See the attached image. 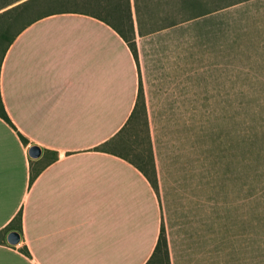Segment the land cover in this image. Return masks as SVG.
Listing matches in <instances>:
<instances>
[{"label": "crops", "instance_id": "obj_1", "mask_svg": "<svg viewBox=\"0 0 264 264\" xmlns=\"http://www.w3.org/2000/svg\"><path fill=\"white\" fill-rule=\"evenodd\" d=\"M145 69L111 26L78 12L34 20L7 45L0 264H154L160 235L168 264H216L219 153L225 169L240 170L225 180L232 190L248 198L264 186L263 75L193 69L158 90ZM138 87L155 187L106 143L126 122ZM201 127L220 133L217 147L200 146ZM31 145L37 157L28 156ZM9 231L18 233L15 244Z\"/></svg>", "mask_w": 264, "mask_h": 264}, {"label": "rangeland", "instance_id": "obj_2", "mask_svg": "<svg viewBox=\"0 0 264 264\" xmlns=\"http://www.w3.org/2000/svg\"><path fill=\"white\" fill-rule=\"evenodd\" d=\"M4 1L0 0V4ZM50 4L49 0H39L19 15L10 19L1 17L0 32L6 28L4 36L8 38ZM130 6L132 25H136L139 39L136 57L140 56L148 74L153 71L152 79L158 90L182 72L193 69L207 72L216 66L245 68L262 74L260 77L264 79V0H130ZM64 8L94 9L72 2ZM202 12H209L210 19L198 22L195 17ZM214 12L226 21L219 23L218 17H211ZM256 20L259 22H253ZM125 35H129L128 30ZM4 44L5 39L0 40V52ZM200 133V146L217 147L220 133L215 127H201ZM143 138L142 119L137 118L124 130L113 149L139 162L135 154L145 153ZM225 158L222 151L216 160L215 173L221 186L215 205L216 264H264V186L248 198H244L241 189L232 190L225 180L230 173L240 170L225 169L220 161ZM250 168L244 167L242 172ZM245 237L247 241L242 239Z\"/></svg>", "mask_w": 264, "mask_h": 264}, {"label": "trees", "instance_id": "obj_3", "mask_svg": "<svg viewBox=\"0 0 264 264\" xmlns=\"http://www.w3.org/2000/svg\"><path fill=\"white\" fill-rule=\"evenodd\" d=\"M18 1L19 0H5L4 2H2L0 4V10H1L0 18L6 16L8 19H10L12 16L19 15L23 13V11H26L32 3H35L39 0H21L19 2ZM49 1L51 2L49 8L45 9V11L40 12L37 16L32 17L29 20H26L24 24L8 38H5L4 36V31L6 28H3L4 31H2L3 29L1 30L2 32H0V40L5 39V44L1 49L0 59L2 54L4 53V50L6 49L7 45L11 42L13 37L26 25L44 16L51 15L54 13H62V12L83 13L105 22L106 24L111 26L121 36V38L128 44L132 55L135 57L136 52L134 46V33H133V25H132L133 22L131 17L130 0H105V1L104 0H49ZM68 2H72L75 5H80L82 8L85 9H90V8H94V9L89 11L87 10L81 11L77 9L64 8L66 7V4ZM210 15L211 14L209 12H202L198 16H196L195 19H197L198 22L207 21V19H210L209 18ZM213 15L219 18L220 20L219 23L221 22L224 23V21H226L220 14H217V12H214V14H212L211 17H213ZM253 22L258 23L259 20ZM127 30L129 35L126 36L125 34ZM0 117L8 122V118L1 104H0ZM137 118L142 119V126L144 130L143 144L145 147L144 154H138V153L135 154V157L139 160V162L132 161L123 154L113 149L114 144L116 145L118 143L116 141L120 138L124 130L127 127H130ZM106 143L111 145V148L109 147L110 150L117 152L124 159H127L130 162H132L146 176V178L153 187L156 186L157 177L153 163L151 142L148 133L147 113L144 106V101L140 87H138L137 97L134 106L126 122ZM155 251L158 252V256L154 264H168L166 246L164 239L161 237V235L159 236L156 242L154 252Z\"/></svg>", "mask_w": 264, "mask_h": 264}, {"label": "water", "instance_id": "obj_4", "mask_svg": "<svg viewBox=\"0 0 264 264\" xmlns=\"http://www.w3.org/2000/svg\"><path fill=\"white\" fill-rule=\"evenodd\" d=\"M39 153L40 149L35 145H31L27 148V154L31 158L37 157ZM6 240L10 244H15L18 241V233L15 231H9L6 235Z\"/></svg>", "mask_w": 264, "mask_h": 264}]
</instances>
